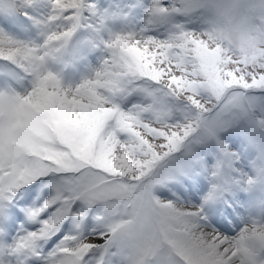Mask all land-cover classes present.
Listing matches in <instances>:
<instances>
[{"label": "snow or ice", "instance_id": "1", "mask_svg": "<svg viewBox=\"0 0 264 264\" xmlns=\"http://www.w3.org/2000/svg\"><path fill=\"white\" fill-rule=\"evenodd\" d=\"M82 5L83 0H53L58 14L49 22L59 14L78 22ZM205 11L225 17L216 29L223 41L231 28L226 18H264V0H173L171 6L153 0L147 24ZM77 26L74 22L55 32L70 39ZM179 35L184 41L175 46L142 34L115 35L104 42L108 56L93 78L72 90L61 88L44 68L48 38L36 48L0 34V60L15 66L8 75L15 79L20 69L33 78L31 90L23 94L0 90V217L11 216L17 194L30 191L29 185L40 181L41 190L52 191L41 204L23 209L40 227L8 246V254L39 256V241L55 235L69 217L80 229L89 210L102 204L103 213L94 219L104 228L103 243L66 235L46 264H82L93 249L107 252L114 245L127 264H264L257 259L264 251V224L253 223L236 237L204 231L199 224L221 187L225 164L239 156L220 133L246 123L240 134L258 154L254 163L264 175V97L254 94L264 92V30L242 38L236 56L227 58L222 45L214 47L204 36L197 39L194 31L184 29ZM133 93L148 102L122 109L117 99ZM177 101H184L185 108L177 109ZM175 111L182 113L183 122H170ZM21 134L26 145L16 142ZM209 141H215L219 157L212 166L204 163L212 183L200 206L189 208L154 195L157 185L193 178L175 153L184 149L194 157L193 145ZM194 189L188 185L192 194ZM77 201L83 207L74 211Z\"/></svg>", "mask_w": 264, "mask_h": 264}, {"label": "rangeland", "instance_id": "2", "mask_svg": "<svg viewBox=\"0 0 264 264\" xmlns=\"http://www.w3.org/2000/svg\"><path fill=\"white\" fill-rule=\"evenodd\" d=\"M39 2L41 4L40 18L42 16L43 20L39 21L37 25L35 22L31 25L25 22L24 14L26 12L23 9L15 12L11 1L6 0L7 7L5 8L4 15L0 18V34L6 35L21 44L41 48L50 32L67 30L74 22L78 25L80 21L82 25H94L98 28L97 34L100 37V44L102 46L101 56L100 53L94 51L82 37L79 38L81 41H79V39L76 40V33L79 32L77 26L69 39L72 40L71 47H73V50L69 52L65 47V49L61 48L59 51L45 57V70L56 76L63 89L74 90L85 80L93 78L95 71L101 67L103 61L108 56L104 42L117 34H142L147 37H153L156 41H163L167 39L172 24H184L186 30L194 32L202 30L203 27L202 18L199 14L190 17L174 15L165 23H156L149 26L147 24V9L152 6L153 0H138L137 5L135 3L131 8L128 21L123 23L119 21L117 26L109 29L106 27L108 25L104 26L96 22H91L95 20L91 17H81L80 12L78 22L66 19L67 14H59L60 18L58 20L49 22L50 16L58 14L53 9V0H39ZM83 2L93 7L97 5L95 0H83ZM162 2L164 6H171L173 0H162ZM142 46L143 44H141V47ZM152 47L154 48L155 45H152ZM14 67L10 65L6 68L0 67V90L12 88L22 94L30 91L33 78L23 73L22 70L16 69L18 75L15 79L7 78L9 77L8 69ZM4 75H7V77ZM137 98V95H129L123 99L118 98L117 102L122 109L127 110L134 104H138ZM140 101L147 102L144 97H142ZM239 134L240 132H238V136ZM238 136L234 135L231 142L227 138L225 139V143L230 146L232 151L238 153L239 156L232 164H225L221 187L215 195L214 200L204 208L203 216L207 217V219L199 220L202 230L210 231L216 229L227 237H236L242 229L253 223L258 225L264 224V175L257 172V165L254 163L258 154L254 149L248 146L241 134L239 137ZM236 137L239 139L237 142L235 141ZM206 155L208 156V153ZM217 158H214V162L208 164V166L214 165ZM192 177L191 180L187 178V185H183L182 187L183 180L180 182L172 181L168 189L173 187L174 194L173 198L169 200L189 208L200 206L202 198L209 192L210 185L206 187V181L199 173H195ZM248 178H252L254 181L252 185H247L245 183ZM188 181H190V183ZM189 184L195 185V194L189 192ZM200 189H204L205 193L203 192L202 196L197 199L196 196H198ZM51 195L52 191L50 188L43 190L33 188L21 199V208L26 209L33 205H39ZM82 207L83 205L73 206V209L76 211L80 210ZM229 207L230 210L228 215L227 209ZM102 213L103 205L94 207L92 212L89 213L86 219L87 221H85V224L82 225L80 229L74 228L72 219L70 221L68 220L69 222L66 219L55 235H52L47 240L38 242L37 250L40 253L39 256H32L30 254L10 255L7 251L8 246L13 245L20 236L28 231H36L40 227L39 223L29 224L30 221L26 216L27 220L23 223H19V219L11 220L8 226H5V224L1 222V228H3L4 234L0 235V247L4 248V252L0 254V264H46V259L57 248L60 241L63 240L66 235H78L81 239L94 238L98 242L103 243L100 238L101 233L104 232V228L94 219L95 216L101 215ZM221 213L225 214V217L227 216L230 225H227L226 222L215 220V216ZM46 218L47 214L41 217V219ZM28 224L30 226L28 228L22 226ZM117 252V249H115L111 257L112 262L109 264H119L121 262V256L116 254ZM263 253L264 251H259L257 256L258 261H264ZM82 264H100V259L96 255L90 257L84 256Z\"/></svg>", "mask_w": 264, "mask_h": 264}, {"label": "clouds", "instance_id": "3", "mask_svg": "<svg viewBox=\"0 0 264 264\" xmlns=\"http://www.w3.org/2000/svg\"><path fill=\"white\" fill-rule=\"evenodd\" d=\"M202 18L203 27L202 30L195 32L196 38L199 39L204 36L207 42L214 46H223L225 58L228 56H236L237 51L241 47L242 38L246 37L250 33L254 34L256 31L264 30V18H254L253 16L245 15H234L232 17H227L229 24L231 25L228 38L226 40H220L216 34L217 25L222 19H225L221 13L203 12L199 14ZM151 19V17H148ZM185 29L184 24L175 23L171 25L167 39L163 41H157V43H171L172 45H181L184 41V37L180 36L179 33L183 32ZM50 47L48 48V55L59 51L63 48L69 39H65L61 33L52 31L50 37H47ZM57 45L59 47H57ZM231 49V51H229ZM46 56V57H47ZM18 128L23 130V125H18ZM16 142L21 145H26L28 143L25 135L21 134L17 136Z\"/></svg>", "mask_w": 264, "mask_h": 264}, {"label": "trees", "instance_id": "4", "mask_svg": "<svg viewBox=\"0 0 264 264\" xmlns=\"http://www.w3.org/2000/svg\"><path fill=\"white\" fill-rule=\"evenodd\" d=\"M105 4L97 7V8H92L90 6H85L84 12L86 14H92L96 13L99 14L103 12L102 15H104L107 18H116V17H124L127 15V12H130L131 10V0H124L123 2H116L115 0H104ZM3 0H0V6L2 5ZM13 2L18 6V7H24L25 9L28 10V16L32 20H36L40 17V10L39 6L40 3H38L37 0H13ZM131 2V3H130ZM101 18V17H100ZM93 27H85L86 30V35L89 41L94 43V45L97 44V37L95 35V31L93 30ZM146 86H154V85H146ZM136 94L142 99L143 95L140 93H133V95ZM257 96H262L264 97V92L257 91L254 93ZM148 102V101H147ZM146 102V103H147ZM140 103H145L144 101H140ZM176 108L177 109H184L185 108V102L184 101H177L176 102ZM170 122H183V115L180 111H175L174 116L170 120ZM246 123H243L238 126L236 129H229L225 132L220 133L221 139L225 142L226 138L231 142L233 140L234 135L238 136V132H240V127H246ZM240 136V134H239ZM238 136V137H239ZM238 137H236V142L239 140ZM237 145V144H236ZM193 152L195 153V156H186L184 149H181L180 152L175 153L174 156L180 157L181 158V168L184 170H188L189 172H200L202 169V175L205 176L206 179H210L208 173L204 171V165L200 164V159L204 158L203 163H207L206 159V154L209 153L212 155V157H217L219 155L218 153V148L215 143V141H209L205 144H200V145H193ZM203 155V156H202ZM188 165H190L192 168H188ZM175 172V170H174ZM173 172V173H174ZM178 174V173H177ZM212 182V181H211ZM159 187V185H157ZM202 189H200V193H202ZM167 194L166 192H161L160 195H165Z\"/></svg>", "mask_w": 264, "mask_h": 264}]
</instances>
